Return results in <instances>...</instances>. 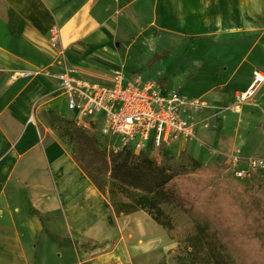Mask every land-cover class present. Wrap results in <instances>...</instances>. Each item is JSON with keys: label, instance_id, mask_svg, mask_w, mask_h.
<instances>
[{"label": "crops", "instance_id": "crops-1", "mask_svg": "<svg viewBox=\"0 0 264 264\" xmlns=\"http://www.w3.org/2000/svg\"><path fill=\"white\" fill-rule=\"evenodd\" d=\"M261 30L264 0H0V264H145L122 225L133 214L116 217L49 126L70 113L41 70L66 61L109 80L130 39L160 66Z\"/></svg>", "mask_w": 264, "mask_h": 264}, {"label": "rangeland", "instance_id": "rangeland-1", "mask_svg": "<svg viewBox=\"0 0 264 264\" xmlns=\"http://www.w3.org/2000/svg\"><path fill=\"white\" fill-rule=\"evenodd\" d=\"M237 42L235 38L218 42L205 39L207 44L194 47L192 54L187 55L184 50L172 58H165L159 66L156 61L160 59L145 62L146 52L141 42L130 39L123 46L122 64L127 71L144 72L170 90L177 89L205 103L195 116L199 128L195 138L171 149L151 150L143 155L153 159L160 168L164 167L167 173L178 174L176 181L182 191L201 198L206 205L216 202L213 190L225 185L236 192L237 212L245 213L243 208H248L264 219V170L248 168L251 160L264 159V84L249 100L238 98L248 87L254 72H264V30L247 36V42L241 39V44L236 45ZM145 43L151 52L150 42ZM48 119L49 126L73 158L105 184L108 205L110 189L126 198L120 195L122 190L111 178V161L104 146L106 137L100 132L88 136L73 123L71 114L50 115ZM84 137L88 138V143L81 140ZM195 161L202 167L213 165L215 175L210 178L198 171ZM234 173L240 177L236 183L232 179ZM161 206L171 219L173 230L167 231L145 211H138L133 213L131 224H122L124 231L130 241L142 248L138 256L143 263L190 264L173 252H177L180 243L195 234L198 227L215 224L201 209L190 213L172 202H164ZM110 218L114 222L113 217ZM244 226L252 228L251 224ZM251 233L259 239L264 238V231L252 229ZM226 236L232 233L226 232ZM226 245L236 263L244 262L242 253L233 247L230 238Z\"/></svg>", "mask_w": 264, "mask_h": 264}, {"label": "built area", "instance_id": "built-area-1", "mask_svg": "<svg viewBox=\"0 0 264 264\" xmlns=\"http://www.w3.org/2000/svg\"><path fill=\"white\" fill-rule=\"evenodd\" d=\"M58 35L56 30L54 39ZM148 48L155 51L152 44ZM111 73L109 80L85 78L77 66L61 61L56 69L44 68L38 75L58 82L73 123L88 135L100 132L105 136L109 154L125 148L136 154L171 149L197 136L195 116L205 106L201 99L170 90L144 72L127 71L122 63ZM249 83L238 95L241 101L252 98L263 86L264 72L255 71ZM248 168L264 170V159L251 160Z\"/></svg>", "mask_w": 264, "mask_h": 264}, {"label": "trees", "instance_id": "trees-1", "mask_svg": "<svg viewBox=\"0 0 264 264\" xmlns=\"http://www.w3.org/2000/svg\"><path fill=\"white\" fill-rule=\"evenodd\" d=\"M157 59L159 58L154 56L153 60ZM81 140L88 143L86 137ZM74 160L78 162L77 159ZM109 160L111 178L122 190L120 195L126 197H119L118 193L110 189V205L116 217L145 211L164 229L171 231L173 223L161 204L172 202L190 213L201 209L215 224L213 227H198L195 234L182 241L177 252H173L177 258L183 256L190 264H239L232 259L228 251L226 242L230 238L233 247L243 255L244 262L240 264H264V238L259 239L258 235L251 233L252 229L264 231V219L248 208H243L245 213L237 212L235 190L225 185L213 190L216 202L209 206L201 198L182 191L176 181L178 174L167 173L164 167L160 168L153 159L145 157L143 153L136 154L131 148H125L116 155L109 154ZM78 164L96 187L107 196L105 184L99 182L80 162ZM195 165L198 171L204 172L210 178L216 173L213 165L202 167L197 161ZM235 173L233 183L240 179ZM109 219L112 222L110 217ZM245 224H251L252 228L247 229ZM226 232H231L232 236H226Z\"/></svg>", "mask_w": 264, "mask_h": 264}]
</instances>
